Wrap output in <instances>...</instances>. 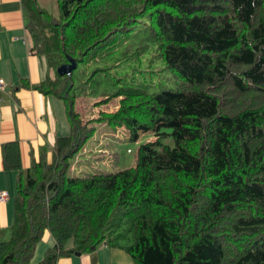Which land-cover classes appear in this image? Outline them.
Instances as JSON below:
<instances>
[{
  "label": "trees",
  "instance_id": "1",
  "mask_svg": "<svg viewBox=\"0 0 264 264\" xmlns=\"http://www.w3.org/2000/svg\"><path fill=\"white\" fill-rule=\"evenodd\" d=\"M21 4L53 73L36 88L63 101L69 131L56 137L50 162L42 154L26 169L16 141L0 145L3 167L18 171L0 264H55L101 244L125 250L133 264H264V0H57L58 17L36 0ZM136 28L135 52L151 45L150 81L111 76L110 93L102 83L111 65L100 59ZM66 56L82 64L77 84L73 71L56 73ZM153 73L172 86L153 90ZM80 93L101 98L95 105L120 98L118 107L83 121ZM175 119L172 145L161 136L138 144L131 167L72 173L96 122L132 135ZM45 230L54 243L31 263Z\"/></svg>",
  "mask_w": 264,
  "mask_h": 264
},
{
  "label": "crops",
  "instance_id": "2",
  "mask_svg": "<svg viewBox=\"0 0 264 264\" xmlns=\"http://www.w3.org/2000/svg\"><path fill=\"white\" fill-rule=\"evenodd\" d=\"M25 23L21 0H0V79L5 83L0 89V145L17 142L21 169L38 161L42 154L50 162L56 137L69 131L63 101L36 88L52 74L44 57L36 53ZM17 172L3 167L0 152V191L7 193L6 200L0 201V241L8 238L14 220ZM39 242L31 263L40 260L44 250L54 243L47 230ZM55 264H133V261L125 250L101 244L89 252L61 256Z\"/></svg>",
  "mask_w": 264,
  "mask_h": 264
},
{
  "label": "rangeland",
  "instance_id": "3",
  "mask_svg": "<svg viewBox=\"0 0 264 264\" xmlns=\"http://www.w3.org/2000/svg\"><path fill=\"white\" fill-rule=\"evenodd\" d=\"M37 3L41 8L45 9L47 13L54 17H58L59 11L57 0H37ZM139 30L140 28L133 29L128 33L126 38L122 40L119 38L114 50H111L112 52L110 54L103 55L100 59L102 62L101 64L104 66L111 65L108 80L105 81L104 79L102 83L103 87H106L110 93L118 86L117 84L111 83V76H125L126 78H129L133 74H136V79H138L136 83L141 86H144V82L148 81V79L150 81V78L148 77L151 74L148 71L152 70L151 67L154 64H149L148 66L147 60L152 54L151 45L148 44L147 51L143 54H137L134 50L135 46L139 47L141 44L142 35ZM143 42L144 41H142V43ZM127 44L132 48L134 47L131 53L136 54L132 55L127 61L119 62L117 66L112 67L115 63L114 61L122 58V52L125 50ZM97 60L99 62V58ZM94 66L95 63L93 64L90 62L87 66L86 72H90ZM81 68L82 64L79 63L77 68L73 70V78L76 84L82 76L79 73ZM51 74L53 75L52 72ZM167 75L168 73H162V77ZM151 81L155 86L153 88L155 91L172 86L168 79H160L159 74L156 73H153ZM99 85L101 86V84ZM100 99L101 98L90 100V97L86 94H79L75 103V109L79 112L83 121L97 117L99 111H116L118 100L120 98H113L108 100L107 103L95 105ZM179 124L180 121L177 119L170 122L160 121L150 130L145 127L135 128L132 130L131 135L129 129L124 126L111 128L102 122H96L95 132L92 138L84 145V150L82 149L70 160L72 173L88 175L97 172H113L131 167L135 162V154L138 144L154 140L156 137L161 136V141L164 144L172 145L171 133L175 130L174 126ZM38 242L37 245L41 243Z\"/></svg>",
  "mask_w": 264,
  "mask_h": 264
},
{
  "label": "water",
  "instance_id": "4",
  "mask_svg": "<svg viewBox=\"0 0 264 264\" xmlns=\"http://www.w3.org/2000/svg\"><path fill=\"white\" fill-rule=\"evenodd\" d=\"M67 62L60 64L56 68V73L60 76L62 75H67L69 76L71 72L75 69L76 67V61L72 57L66 56ZM73 254H79L78 252H74Z\"/></svg>",
  "mask_w": 264,
  "mask_h": 264
},
{
  "label": "built area",
  "instance_id": "5",
  "mask_svg": "<svg viewBox=\"0 0 264 264\" xmlns=\"http://www.w3.org/2000/svg\"><path fill=\"white\" fill-rule=\"evenodd\" d=\"M5 86V83L2 79H0V89ZM7 198V193L5 191H0V201H5Z\"/></svg>",
  "mask_w": 264,
  "mask_h": 264
}]
</instances>
